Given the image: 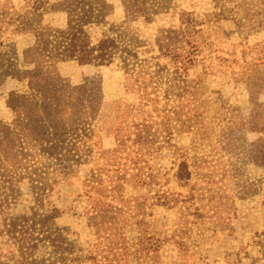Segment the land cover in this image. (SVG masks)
I'll list each match as a JSON object with an SVG mask.
<instances>
[{
  "label": "rangeland",
  "instance_id": "1",
  "mask_svg": "<svg viewBox=\"0 0 264 264\" xmlns=\"http://www.w3.org/2000/svg\"><path fill=\"white\" fill-rule=\"evenodd\" d=\"M129 1L104 0L102 22L77 25L65 0H44L37 15L32 0H0L9 21L28 22L18 29L3 23L0 54L6 59L22 61L36 34L49 27L78 26L89 46L103 35L119 46L100 64L71 59L54 65L57 81L72 88L88 84L100 98L85 147L90 152L78 161L47 159L57 170L43 206L20 168L8 172L16 177V199L3 201L10 179L0 174V230L10 216L54 211L49 224L67 228L82 250L79 264H94L89 256L100 238L92 206L100 196L89 179L101 171L111 188L119 170L126 180L100 203L116 221L115 240L125 246L122 264H264V90L249 79L264 75V28L253 30L245 18L237 22L245 10L264 9V0H231L226 4L236 15L220 18L217 0H139L145 3L139 7ZM154 6L160 11L150 13ZM188 18L196 24L181 45L191 53L183 68L166 36ZM28 91V78L0 81L4 124L14 127L17 119L10 95ZM75 132L81 125L66 127V143ZM19 139L25 146L33 142L27 134ZM183 161L190 165L189 180L177 177ZM7 242L0 233V248Z\"/></svg>",
  "mask_w": 264,
  "mask_h": 264
},
{
  "label": "trees",
  "instance_id": "2",
  "mask_svg": "<svg viewBox=\"0 0 264 264\" xmlns=\"http://www.w3.org/2000/svg\"><path fill=\"white\" fill-rule=\"evenodd\" d=\"M103 1L65 0V7L72 8L77 25L100 23L106 16ZM137 1L139 0H130V6H144V1ZM217 1L220 4V11L215 14L219 18L224 15L227 17L236 15L235 7L226 4L231 0ZM43 2L44 0H32L33 14H38L37 10ZM160 9L161 7L154 6L150 13H157ZM132 11L140 14L142 10ZM243 18L247 20L246 24L253 25L251 26L253 30L264 28V9L250 14L245 10V14L241 15L237 22H241ZM18 21L19 19L16 18L9 21L5 11L0 12V30L5 22L13 23L14 29L28 25L25 20ZM194 23L193 18H188L184 22V27L172 30V35L166 36L167 49L172 51V56L181 67L190 59L191 53H185L181 45L187 35L195 31ZM78 29V26H73L69 29L49 27L41 30L36 34L35 44L25 50L22 61L18 57L13 60L6 59L5 54H0V81L10 77L19 80L29 79V91L22 94L12 93L8 100V105L16 112L14 127L0 120V174L10 179L1 193L3 201L16 199V177L8 176V172L20 168L23 175H29L31 178V186L36 193V203L38 206H43L53 184L50 174L57 170L53 162L78 161L82 157L81 152H90L85 147L92 131V121L99 112L100 98L88 84L72 88L65 82L57 81L53 68L56 63L71 59L83 63L94 61L100 64L107 60L110 50L119 46L116 39L107 35H103L95 45L89 46L81 42ZM121 51L129 50L124 47ZM31 63L35 65L33 69H22L23 65ZM125 64L130 65L128 62ZM137 64L138 62L132 63L133 67ZM249 79L254 81L256 87L264 90V75L255 74ZM79 125L82 132L80 134L75 132L74 140L66 143L65 138L62 137L66 127L75 129ZM20 134H27L33 142L29 141L28 146L23 145L24 143L19 139ZM38 149L41 150L40 153L37 152ZM49 158H53L54 161L47 160ZM118 171L115 175L116 185L111 188L104 184L101 171L89 179L100 198L102 195L107 196L111 192H117L119 182L126 180V177ZM191 176L188 162H181L177 177L189 180ZM109 181L114 180L111 177ZM100 198L92 206L95 219L93 225L96 226L100 242L89 258L94 264H122L120 256L123 255L125 246L115 240L116 233L113 231L116 221L114 216H109L107 208L101 205ZM55 216L54 211L40 213L34 210L30 214L5 218L0 233L8 237V242L0 248V264H79L82 250H77L75 244L68 238L65 233L67 228L49 224Z\"/></svg>",
  "mask_w": 264,
  "mask_h": 264
}]
</instances>
